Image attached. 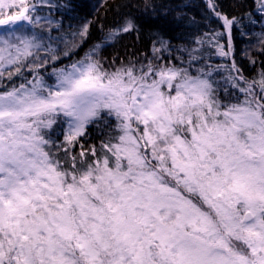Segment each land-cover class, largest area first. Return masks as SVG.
I'll list each match as a JSON object with an SVG mask.
<instances>
[{
  "label": "snow or ice",
  "instance_id": "snow-or-ice-1",
  "mask_svg": "<svg viewBox=\"0 0 264 264\" xmlns=\"http://www.w3.org/2000/svg\"><path fill=\"white\" fill-rule=\"evenodd\" d=\"M205 5L168 7L178 42L156 30L109 62L136 17L73 59L92 21L69 39L54 13L74 6L0 0V264H264V60L245 75L233 44L238 29L264 58V0Z\"/></svg>",
  "mask_w": 264,
  "mask_h": 264
},
{
  "label": "trees",
  "instance_id": "trees-1",
  "mask_svg": "<svg viewBox=\"0 0 264 264\" xmlns=\"http://www.w3.org/2000/svg\"><path fill=\"white\" fill-rule=\"evenodd\" d=\"M55 2L74 6V10L57 9L54 13L56 19L63 20L64 32L68 35L69 39H71L72 31L78 30L83 23L92 21L89 27V36L79 45L73 59L82 58L94 44L100 42L104 35L101 32V25L104 26L106 32L109 28L116 27L127 15L137 18V23L140 27L139 38H137L135 32L123 34L112 43L106 44L101 50V57L109 62L113 57L139 55L141 51L147 50L151 43V33L156 30L163 32L166 37L172 38L174 42H178L182 34L181 29L177 27L174 14L165 15L169 6L189 3L190 8L186 9V12L189 16H195L197 20H200L207 11L205 0H153L157 7L162 10L160 15L153 16H149L144 11V0H55ZM216 2L221 6L220 10L230 16H241L244 11H254V0H216ZM241 3L247 7L240 8L239 5ZM129 4L139 5V7L130 8L125 6ZM47 11L45 9L41 14H46ZM258 15L256 14V16ZM69 25H71V28H69ZM243 26L248 31H261V23L259 21L256 25H249L246 17L244 18ZM201 28L203 30L215 29L221 32L224 30L222 23L215 17H211L208 23H201ZM54 34L60 35V33ZM223 42L226 43V36ZM233 44L236 60L244 70L245 75L255 76L262 67L261 60H264V58L257 56V63L255 65L249 62L244 55V52L248 49L249 41L247 38H242L239 35L238 29H235L233 32ZM252 54L256 55L254 49L252 50ZM65 62L67 63L68 61ZM217 62H219L218 59ZM89 135L91 138L88 140V143L99 147L100 140L98 133L93 129Z\"/></svg>",
  "mask_w": 264,
  "mask_h": 264
}]
</instances>
